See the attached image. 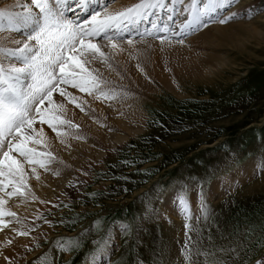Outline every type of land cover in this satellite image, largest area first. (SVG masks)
<instances>
[{
	"label": "rangeland",
	"instance_id": "obj_1",
	"mask_svg": "<svg viewBox=\"0 0 264 264\" xmlns=\"http://www.w3.org/2000/svg\"><path fill=\"white\" fill-rule=\"evenodd\" d=\"M119 1L94 0L97 6L85 11L76 25L92 21V14L97 11L101 13L97 19H104L102 14ZM199 1L172 3L165 0V3L170 9L187 8L184 12L190 15L198 11ZM25 2L31 6V0ZM138 2L132 0L129 6L119 3L113 12L107 13H118ZM204 2L206 6L209 0ZM193 3L194 9L190 7ZM76 5L75 2L65 8L70 7V10ZM32 7L33 11H38ZM58 8L60 10V6ZM227 9L229 7L223 6L215 18L221 17ZM0 11L5 13L0 18L4 22L0 23L3 27L0 34L15 35L24 43L32 26L22 27L8 19L10 15H22L24 8L17 12L0 6ZM63 15L66 19L75 18L71 11H63ZM127 20L130 25L126 29H129L134 19ZM210 23L199 25L194 31L191 29L186 38L203 33ZM18 29L25 32L20 33ZM174 30L172 25V32ZM129 32L132 34L128 33L125 38L112 40L125 45L117 46L122 51L117 56L102 48L105 45L110 49L109 40L95 38L93 42L105 56L96 55L85 65L86 70L99 77L101 87L113 98L97 99L62 85L66 92L77 97L84 111L56 92L52 97L53 113L77 127L58 124L62 133L59 137L46 123L37 122L34 127L43 129L44 137L67 138L62 146L71 151L79 136L85 133L82 119L99 120L97 108L113 105L114 109L121 108V113L133 110L143 114L146 131L130 137L122 146L107 150L100 164L92 163L76 173L70 168L74 181L67 200L46 203L35 196L30 187L26 194L30 200L34 198L40 203V208L36 216L27 220L28 234L34 239L25 250L38 253L25 261V255L16 254L9 257L8 263L19 264L22 260L23 264H103L100 258L109 255L107 264H261L264 262V191L253 182L264 178V48L254 54L251 51L248 58L243 56L242 64L248 67L245 74L224 73L221 79L205 81L188 62L171 58L156 45L161 39L171 44L181 37L172 32L142 35L135 28ZM137 33L134 38L130 37ZM129 39L135 42L130 48ZM8 42H0V49L7 51L22 46V43L14 46L6 44ZM141 42L151 44H138ZM188 45L189 42L184 47ZM27 55L17 53L6 58L22 66L24 60L18 59ZM3 61L0 60V67L7 72L9 67L3 65ZM239 68L243 70L242 66ZM162 76L168 84L177 87L182 96L170 92ZM137 81L149 88H139ZM32 83V74L25 72L19 74L15 87L28 91ZM55 104H63L64 110L56 113ZM65 108L70 109L69 114ZM35 148L55 157L52 147ZM54 162L55 159L44 172L50 173ZM246 165H252L253 182L246 179L242 185L225 191L221 198L210 197L211 188L217 182L240 172ZM36 168H40L39 165ZM76 187L80 188L78 193L74 192ZM241 190L252 193L244 196L239 194ZM171 196L183 198V206L178 199L177 207L185 208L184 213H187L177 224L162 213V205ZM189 251L190 260L186 259Z\"/></svg>",
	"mask_w": 264,
	"mask_h": 264
},
{
	"label": "bare ground",
	"instance_id": "obj_2",
	"mask_svg": "<svg viewBox=\"0 0 264 264\" xmlns=\"http://www.w3.org/2000/svg\"><path fill=\"white\" fill-rule=\"evenodd\" d=\"M204 1L205 0L199 1L198 10L205 6ZM64 2H69L66 5H72L73 3H75V0H61L59 4L63 5ZM96 2H94V0H91L89 3L87 1V3L84 5H88L87 10H90L96 5ZM131 2L132 0H120L118 3L116 2L111 7H109L107 9V12H113V10L118 7L119 3L129 6ZM227 3L228 0H223V4L226 5ZM25 5L30 6L28 2H25V0H0L1 7L12 8L17 12H22L21 10ZM75 7H77V5ZM222 7L223 6L217 8L215 11L210 12L207 15L201 16L200 23L194 24L191 28L194 31L199 25L202 26L206 22H211L210 25L204 29L203 33L199 35L195 34L196 36L194 35L193 38H186L191 33V29H189L186 34L177 35V37H181L178 39L184 41L183 44L176 42L179 40L175 37H171L172 39H176L173 43H161L156 41V45L161 46L163 48L161 50H163L165 54L169 55L171 58L175 57L181 59L182 62H188L187 65L193 66L195 69H197L199 72V76L205 81H213L214 79L223 76L224 73L236 74L237 72L245 74L248 71V67L243 66L242 64L244 62L243 56H245V58H248L247 56L251 55V51H253L252 53L254 54V52H257L258 50L262 51V49L264 48V0H240L235 6L227 9L221 17L227 16L229 12H241L243 14L235 17V19L230 20L225 24L216 22L221 17H219L218 19L215 18L217 16V13L222 10ZM178 8H180V6L173 7V12L170 8H166L164 10L157 9L156 15H151L150 20H148V18L146 20L144 18H130L129 20L134 19V23L132 26L137 27L135 28L136 32H142V35L148 34L149 32H151V35H155L156 33L161 34L165 32L157 31L156 29L152 28V22H156L157 24H159V18L167 21V15L171 12L174 17L175 23L168 22L170 29L168 33L172 32V25L173 28H175L172 33L179 32V29L176 28V25L183 21L186 17H188L189 14H186V12ZM248 9H253V11L249 14L247 12ZM189 11L191 10L189 9ZM22 13H24V11ZM185 14L188 16H185ZM194 14L195 12H193V15ZM157 15L159 16L158 19L155 18V16ZM144 20L145 22H143ZM0 23L4 24L1 19ZM141 23L142 25L138 28ZM146 24L150 25V27L148 28ZM0 28L3 29L1 25ZM126 28L125 31L128 35V33L130 32ZM14 36L8 35L7 37V35L5 34H0V42L3 43L4 41H9L6 44L14 46L22 43L20 38ZM187 42H189V45L187 47H184L185 45H187ZM115 43H117L118 46H125L123 44L120 45L121 43L118 42ZM138 44L148 45L151 43L141 42ZM108 46L110 47V49H107L108 47H105V45H103L102 48H104L105 51H108L114 56L119 55L118 53L120 52L122 53L119 48H112L111 44ZM130 46L131 45H129V48ZM133 47H136V45ZM221 49H225L226 51L222 52V54L220 51ZM218 51H220V53H218ZM0 60H4V64H2L6 65L7 68L10 64L16 66V64L12 62L11 59L6 58V55H4L3 53H0ZM240 66H242L243 70L239 68ZM162 78V82H165L163 84L166 85L170 92L176 94V96H182V93L179 92L177 87L168 84L169 82L167 83L165 77L162 76ZM137 83L139 88H149V86L143 82L137 81ZM112 106L110 105L108 106V108H105L103 106L97 108L98 118L99 120L105 122V124L100 123L99 120L96 119H91L87 122L82 119L81 122L84 125L83 127L86 129L85 133L81 135L78 133L80 135L79 140L78 142H76L75 146L72 147L71 151L68 150V148L62 146L67 140V138L65 139L64 137L60 139L53 138V136L48 135L44 137L43 147H40V145H35V147L39 149L45 148L46 150H48L47 147H52V149L54 150L53 154L55 155L54 168H52V170H49L50 173L44 172L43 168H36V172L39 175L38 180L31 174L30 166L24 165V171L26 173L24 179L26 183L31 187V192L34 193L35 196L39 197L46 203H55L59 200L61 201V199L67 200V195L71 190L74 181L70 168H73L74 172L76 173L78 169L81 170L82 168H85L92 163L100 164L106 156L107 150L122 146L129 140L130 137H135L146 131V127L142 122L143 114L141 115L138 111L133 110L121 113V108L114 109L116 107ZM65 110L68 114L70 113L69 108H65ZM40 129L41 128H39L38 130ZM56 137L58 136L56 135ZM62 165H65L66 168H63ZM57 173H59V175H57ZM251 174L252 165H246V167L240 172H235L234 174L230 175V177H227L224 181L222 180L217 182L211 188L210 197L217 200L218 198H221L223 196V193H225V191H230L233 188L238 187V185H242L243 183H245L246 179H248V182L250 180H252L253 182L254 178ZM253 183H256L257 187H262V191H264L263 177L260 181L256 180V182L254 181ZM79 189L80 188L76 187L74 189V192L78 193ZM242 191L244 190H241L239 194H242L244 196L250 195L252 193V191L248 190L245 191V193H242ZM0 197H3L6 201V203L2 206L4 208L3 210L5 211V209H8L11 210V212L16 213L15 217H3L5 222L10 221V223L8 228L0 231V264H9V257H12L16 254L25 255L26 257L24 256V261L29 260L33 256H35L38 251L26 252L25 250L26 245H29L34 239V236H32V234H28L29 231H27V229L29 228V221L27 220L29 218H33L38 214L37 212L39 210L38 208H40V203L33 200V197V199L30 200L27 194L23 197L19 196V198H16L15 196L9 198L5 196L3 192H0ZM172 197L173 196L165 200V203L162 205V213L164 214V216L168 217L171 221L173 220L177 224L178 220L187 213H184L185 208L184 210H180L179 207H177L178 203H176V201L179 198L175 199V197ZM179 201H181V199H179ZM181 206H183V203ZM19 232H27V235H19ZM100 260H103V264H107L109 255L101 257ZM23 262L21 260L19 264H23Z\"/></svg>",
	"mask_w": 264,
	"mask_h": 264
},
{
	"label": "snow or ice",
	"instance_id": "obj_3",
	"mask_svg": "<svg viewBox=\"0 0 264 264\" xmlns=\"http://www.w3.org/2000/svg\"><path fill=\"white\" fill-rule=\"evenodd\" d=\"M75 2L84 5L87 0H75ZM171 2L175 3V0H171ZM59 3L60 0H31V6L25 5L22 15L8 17L10 23H18L22 27L32 26V31L29 32L21 47L7 51L0 49V53L6 56L28 53L22 66L10 64L7 72L3 67H0V84L7 85L0 89V192L9 198L23 197L30 190V186L24 179L26 175L24 165L31 166V174L38 180L36 165L47 171L48 164L55 159L50 152L37 151L35 147H32L33 145L43 146L44 141L43 130H37L34 125L37 122L46 123L58 137L62 134L58 130V124H68L71 128L77 127L53 113L55 102L52 97L56 92L68 98L69 103H75L81 111H84L77 97L66 92L61 87L62 85L70 86L88 95H94L97 99L101 97L113 98L101 87L99 77L85 68V65L90 63L96 55L105 56V53L93 40L104 33L113 22L130 18H146L156 15L157 9L167 8L165 0H139L138 3L118 13L105 12L104 19H97L101 13L94 12L89 26L73 25L72 21L66 19L63 12L59 10ZM237 3L238 0H228L225 5L223 0H209L206 6L177 24L176 28L179 29V32L173 34H186L194 24L200 23L201 16L213 12L221 6L231 8ZM32 6L38 11H33ZM190 7L194 9V3ZM183 11H188V9ZM252 11L253 9L247 10L249 14ZM242 14L241 12H229L227 16L219 18L216 22L225 24ZM4 15L5 13L0 11V18ZM168 22L175 23L171 12L167 15V21L161 19L159 24L152 22V28L168 33L170 30ZM148 34L151 35V32ZM108 39L111 47L117 48V43L112 42L113 38L108 37ZM32 41L35 43L32 44ZM178 42L184 43L183 40ZM127 43L131 45L133 40L129 39ZM161 43H164L163 39H161ZM137 67L139 68V65ZM25 72L32 74L33 83L29 85L28 91H22L15 87V81L19 78V74ZM63 110V104H55L56 113ZM45 157L48 159L45 160ZM5 203L4 198L0 197V231L8 228L10 223V221L5 222L3 217L16 216L15 212L3 210L2 206ZM181 203H184L183 198H181ZM18 234L27 235V232ZM190 258L191 252L189 251L186 253V259L190 260Z\"/></svg>",
	"mask_w": 264,
	"mask_h": 264
}]
</instances>
